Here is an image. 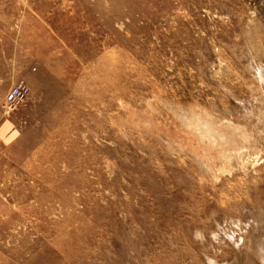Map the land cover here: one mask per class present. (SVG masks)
<instances>
[{
  "label": "rangeland",
  "instance_id": "374dc122",
  "mask_svg": "<svg viewBox=\"0 0 264 264\" xmlns=\"http://www.w3.org/2000/svg\"><path fill=\"white\" fill-rule=\"evenodd\" d=\"M0 143V264H264V0H0Z\"/></svg>",
  "mask_w": 264,
  "mask_h": 264
},
{
  "label": "built area",
  "instance_id": "2783aa9c",
  "mask_svg": "<svg viewBox=\"0 0 264 264\" xmlns=\"http://www.w3.org/2000/svg\"><path fill=\"white\" fill-rule=\"evenodd\" d=\"M29 92V86L19 81L8 89L5 95V101L9 105H18L27 98Z\"/></svg>",
  "mask_w": 264,
  "mask_h": 264
},
{
  "label": "bare ground",
  "instance_id": "6f19581e",
  "mask_svg": "<svg viewBox=\"0 0 264 264\" xmlns=\"http://www.w3.org/2000/svg\"><path fill=\"white\" fill-rule=\"evenodd\" d=\"M16 84V83H15ZM6 102V101H5Z\"/></svg>",
  "mask_w": 264,
  "mask_h": 264
},
{
  "label": "crops",
  "instance_id": "0c3cea01",
  "mask_svg": "<svg viewBox=\"0 0 264 264\" xmlns=\"http://www.w3.org/2000/svg\"><path fill=\"white\" fill-rule=\"evenodd\" d=\"M1 144V143H0Z\"/></svg>",
  "mask_w": 264,
  "mask_h": 264
}]
</instances>
